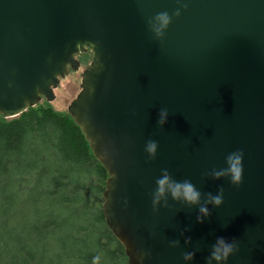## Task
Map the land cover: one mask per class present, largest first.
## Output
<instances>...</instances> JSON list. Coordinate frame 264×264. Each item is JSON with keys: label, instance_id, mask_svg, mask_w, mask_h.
<instances>
[{"label": "water", "instance_id": "obj_1", "mask_svg": "<svg viewBox=\"0 0 264 264\" xmlns=\"http://www.w3.org/2000/svg\"><path fill=\"white\" fill-rule=\"evenodd\" d=\"M185 2L160 42L147 20L178 0H0V116L54 101L89 52L67 112L107 172L102 211L128 264H208L218 237L237 245L227 264H264V0ZM236 150L239 187L212 175ZM165 168L223 203L200 222L199 205L153 208Z\"/></svg>", "mask_w": 264, "mask_h": 264}, {"label": "trees", "instance_id": "obj_2", "mask_svg": "<svg viewBox=\"0 0 264 264\" xmlns=\"http://www.w3.org/2000/svg\"><path fill=\"white\" fill-rule=\"evenodd\" d=\"M107 177L66 110L0 116V264H128L102 211Z\"/></svg>", "mask_w": 264, "mask_h": 264}, {"label": "clouds", "instance_id": "obj_3", "mask_svg": "<svg viewBox=\"0 0 264 264\" xmlns=\"http://www.w3.org/2000/svg\"><path fill=\"white\" fill-rule=\"evenodd\" d=\"M179 6L172 11H160L147 20V29L153 39L163 42L166 32L174 18L181 15L183 9L187 8L185 0H178ZM168 116V110L162 108L159 113L158 124L163 125ZM158 143L156 140H147L144 144V152L148 159H154L157 154ZM243 152L240 150L230 152L224 159V166L219 170H214V178L227 177L230 184L239 187L243 175ZM170 197L187 205H199V215L197 221L209 215L208 205L219 207L223 203V189L215 194L209 193L205 203L201 204V192L192 181L188 179H175L168 169H162L161 174L155 180V189L152 193L151 202L153 208L162 200ZM175 243V242H174ZM237 245L234 241L225 240L218 237L213 244L208 257V264H227L230 256L233 255ZM194 253L187 252L184 254V261H190ZM91 264H102V254L98 253L92 257Z\"/></svg>", "mask_w": 264, "mask_h": 264}, {"label": "rangeland", "instance_id": "obj_4", "mask_svg": "<svg viewBox=\"0 0 264 264\" xmlns=\"http://www.w3.org/2000/svg\"><path fill=\"white\" fill-rule=\"evenodd\" d=\"M90 61V59H89ZM81 78L78 73H70L69 76L60 81V86L55 89L54 95L55 99L52 101L50 106L55 110H66L67 106L75 98L80 90ZM68 113V112H67Z\"/></svg>", "mask_w": 264, "mask_h": 264}, {"label": "flooded vegetation", "instance_id": "obj_5", "mask_svg": "<svg viewBox=\"0 0 264 264\" xmlns=\"http://www.w3.org/2000/svg\"><path fill=\"white\" fill-rule=\"evenodd\" d=\"M80 55H78V56H76V60L79 62V68H78V70L77 71H75V72H72V71H68V76L70 75V73L72 72V73H75V74H77L78 73V76L80 77V75H81V73H82V71L87 67V65L89 64V62H88V64H86V65H82V63H81V61H80ZM90 59V58H89ZM54 92H55V90H54ZM42 101H44V100H41V102Z\"/></svg>", "mask_w": 264, "mask_h": 264}]
</instances>
